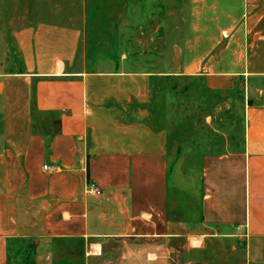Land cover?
<instances>
[{"label":"crops","instance_id":"obj_1","mask_svg":"<svg viewBox=\"0 0 264 264\" xmlns=\"http://www.w3.org/2000/svg\"><path fill=\"white\" fill-rule=\"evenodd\" d=\"M66 1L0 0V264L19 241L31 264H264V0H179L180 73L228 94L242 124L240 144L201 154L191 202L155 110L163 78L126 52L87 70Z\"/></svg>","mask_w":264,"mask_h":264},{"label":"rangeland","instance_id":"obj_2","mask_svg":"<svg viewBox=\"0 0 264 264\" xmlns=\"http://www.w3.org/2000/svg\"><path fill=\"white\" fill-rule=\"evenodd\" d=\"M77 1L80 12L74 16L83 30L80 54L87 70H114L122 52H126L129 69L163 78L165 86L157 89L155 110L161 124L164 114H168L173 164L182 154L188 161V192H182V199L191 202L201 191V154L223 148L224 138L231 140L230 147L240 144L242 124L236 104L229 108L228 94L206 91L195 76L180 73L179 48L185 25L180 22L183 12L179 0L168 2L171 10L165 0ZM62 11L66 15L59 18L74 20L68 14L69 8ZM165 51L171 55L165 56ZM166 60L171 61L172 69L164 73ZM10 258L12 264H31L32 255L28 246L19 241L13 244Z\"/></svg>","mask_w":264,"mask_h":264},{"label":"built area","instance_id":"obj_3","mask_svg":"<svg viewBox=\"0 0 264 264\" xmlns=\"http://www.w3.org/2000/svg\"><path fill=\"white\" fill-rule=\"evenodd\" d=\"M43 169H44V171H46L48 173H52V172L57 171L59 169V167L55 164H44ZM87 190H88V192L93 193V194H100L101 193V189L93 181H91L87 184Z\"/></svg>","mask_w":264,"mask_h":264},{"label":"water","instance_id":"obj_4","mask_svg":"<svg viewBox=\"0 0 264 264\" xmlns=\"http://www.w3.org/2000/svg\"><path fill=\"white\" fill-rule=\"evenodd\" d=\"M111 243L109 242L106 246L110 245Z\"/></svg>","mask_w":264,"mask_h":264}]
</instances>
